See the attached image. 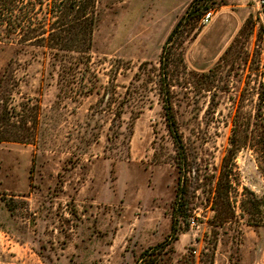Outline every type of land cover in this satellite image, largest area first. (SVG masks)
I'll list each match as a JSON object with an SVG mask.
<instances>
[{
	"label": "rangeland",
	"instance_id": "rangeland-1",
	"mask_svg": "<svg viewBox=\"0 0 264 264\" xmlns=\"http://www.w3.org/2000/svg\"><path fill=\"white\" fill-rule=\"evenodd\" d=\"M190 1L99 0L92 59L99 80L77 101L57 95L56 81L44 78L49 65L33 48L0 41V77L10 64L14 102L28 100L41 114L33 142L0 143V264H136L145 250L158 252L150 257L154 264H264V225L248 224L237 207L219 226L212 208L234 117L264 112V36L251 0H212L216 10L184 44L188 71L199 75L188 76L187 88L182 79L174 86L183 144L173 143L162 103L153 96L133 123L128 157L106 156L107 116L99 140L85 145L95 104L110 86L123 94L141 62H158ZM25 148L35 151V163L29 191L17 193L12 186L25 184L28 174L13 152ZM116 150L128 154L123 146ZM179 156L187 157L180 180ZM235 164L238 192L231 196L238 206L243 186L262 194L264 179L253 150H241ZM179 181L185 208L175 237L167 240Z\"/></svg>",
	"mask_w": 264,
	"mask_h": 264
},
{
	"label": "trees",
	"instance_id": "trees-1",
	"mask_svg": "<svg viewBox=\"0 0 264 264\" xmlns=\"http://www.w3.org/2000/svg\"><path fill=\"white\" fill-rule=\"evenodd\" d=\"M98 3L99 0H0V41L14 42L21 50L33 48L35 56L41 55L49 65V71L45 73L44 78L56 81L59 89L57 95L61 99L77 101L92 94L99 80L92 62L94 33L99 16ZM215 3L212 0H192L167 37L158 62H141L129 85L124 86L126 90L123 94L115 91L117 87L113 90L111 86L107 88L93 107V120L89 123L92 132L91 136L85 139L86 146L99 140L97 129L101 126L103 117L107 116L110 119L109 130L112 134L107 136L106 156L114 160L128 157L133 123L147 105L153 104V96H158L162 103L165 124L173 143L183 144L174 110V86L182 79L185 80L187 88L186 85L190 83L188 76L199 75L195 71H188L184 44L202 29L200 20L209 11L216 10ZM238 38L239 36L236 37L235 43ZM233 46L234 43L228 50ZM9 68L10 64L0 77V143H31L35 140V129L41 114L37 108L30 107L28 100L18 104L14 102L15 92L9 86L11 77L6 74ZM214 71L215 68L210 69L208 73L202 72L200 76H209ZM261 86L263 90L259 94V106L263 107V82ZM126 115L130 119L129 123L125 121ZM123 128L128 132H124ZM96 130L98 132H95ZM122 146L128 151L126 156L114 152ZM243 149H251L256 153L259 173L264 179L263 111L249 116L237 114L234 117L229 147L223 158L212 204L214 218L219 226L235 215L237 207L248 224L264 225V189L262 194H258L248 186H243L238 206L237 200L233 201L231 196L232 190L238 192L233 176L237 155ZM186 156L176 158L180 171L179 180L184 169L181 161L187 159ZM34 163L35 161L31 171ZM62 176L63 172H60V180ZM180 186L179 181L171 232L167 240L175 237L178 217L185 208V201L180 202V190H183ZM165 244L167 241L152 247L153 251ZM156 252L149 254L148 250L143 251L140 255L142 259L139 257L136 264H154L150 257Z\"/></svg>",
	"mask_w": 264,
	"mask_h": 264
},
{
	"label": "crops",
	"instance_id": "crops-1",
	"mask_svg": "<svg viewBox=\"0 0 264 264\" xmlns=\"http://www.w3.org/2000/svg\"><path fill=\"white\" fill-rule=\"evenodd\" d=\"M191 2V1H190ZM190 4V3H189ZM188 4V5H189ZM188 7V6H187ZM251 8H252V5H251ZM186 10V9H185ZM185 12V11H184ZM183 14V13H182ZM180 18V17H179ZM178 21V20H177ZM176 21V22H177ZM176 24V23H175ZM175 26V25H174ZM173 26V27H174ZM173 29V28H172ZM172 29H171V31H172ZM170 31V32H171ZM170 32H169V34H170ZM169 34H168V36H169ZM167 36V37H168ZM14 144V143H13ZM16 144V143H15ZM18 154H20L22 157H21V160H23L24 161V163H23V166H24V168H25V170H26V173L28 174V176H27V182L25 183V184H21V186L20 185H18V184H15V185H13L12 186V190L13 191H15V192H17V193H24V192H27V191H29V188H30V170H31V167H32V165H33V161H34V158H35V151H33V150H31V149H29V148H25L22 152H20V153H14L13 152V155L17 158V156H18ZM16 170L17 169H15V173H17L16 172Z\"/></svg>",
	"mask_w": 264,
	"mask_h": 264
},
{
	"label": "built area",
	"instance_id": "built-area-1",
	"mask_svg": "<svg viewBox=\"0 0 264 264\" xmlns=\"http://www.w3.org/2000/svg\"><path fill=\"white\" fill-rule=\"evenodd\" d=\"M252 11L256 22V27L262 30L264 36V0H251ZM190 226H196L195 218L189 220Z\"/></svg>",
	"mask_w": 264,
	"mask_h": 264
}]
</instances>
